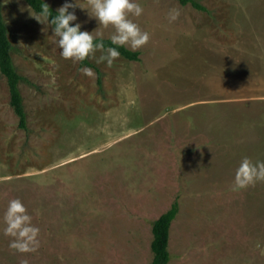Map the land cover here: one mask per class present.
<instances>
[{"label": "rangeland", "instance_id": "rangeland-1", "mask_svg": "<svg viewBox=\"0 0 264 264\" xmlns=\"http://www.w3.org/2000/svg\"><path fill=\"white\" fill-rule=\"evenodd\" d=\"M197 1L205 11L139 0L150 40L138 60L89 57L98 84L25 0H0L27 124L0 73V264H149L152 222L175 199L168 264H264V181L233 190L243 157L264 161V0ZM74 11L82 31L113 33ZM15 198L37 252L9 247Z\"/></svg>", "mask_w": 264, "mask_h": 264}, {"label": "clouds", "instance_id": "clouds-1", "mask_svg": "<svg viewBox=\"0 0 264 264\" xmlns=\"http://www.w3.org/2000/svg\"><path fill=\"white\" fill-rule=\"evenodd\" d=\"M76 7L87 9L89 17L95 18L99 26L104 28L111 26L114 31L109 39L112 45L118 47H105L102 31L97 29L91 32L82 31V23L76 22L78 19L74 11ZM143 13L144 7L139 0H87V8L81 7L77 0L75 3L65 0L55 16L51 15L49 5L43 3L41 13L35 18L42 23L48 22L54 25L56 43L64 59H71L74 62L84 61L94 57L100 50L102 54L96 62H106L111 66L120 56L119 47L129 46L135 51L149 42L150 33L143 30L133 19L142 16ZM179 15V9H170L169 21H175ZM80 71L88 76L94 75L93 70L88 67H83ZM258 181H264V161L253 162L251 158L243 157L236 169L233 190L245 189ZM3 220L4 234L12 238L9 243L11 249L20 253L38 251L40 228L32 223V216L20 198L9 201ZM22 264H28V260L25 259Z\"/></svg>", "mask_w": 264, "mask_h": 264}, {"label": "trees", "instance_id": "trees-1", "mask_svg": "<svg viewBox=\"0 0 264 264\" xmlns=\"http://www.w3.org/2000/svg\"><path fill=\"white\" fill-rule=\"evenodd\" d=\"M28 5L37 13H41L43 3H47L45 0H25ZM181 5L190 4L193 8L200 11H205L206 8L197 0H177ZM50 8L51 15L55 16L57 10L47 3ZM51 19V17H50ZM52 25V24H51ZM54 27V25H52ZM105 47H118L112 45L109 38H103ZM12 49L11 42L8 37V28L3 20L0 9V73L6 79V84L9 92L10 105L18 117V127L27 130L26 113L23 105V98L19 90V82L23 79L17 72L16 67L13 64L10 51ZM120 55L127 60H138L139 51L131 50L126 46L118 48ZM82 66H92L98 74L97 82L100 84V71L94 67L88 58L84 61H80ZM179 210V202L175 199L170 208L162 213L157 219L152 222V242L151 249L153 252L152 260L149 264H168L171 260V254L168 249L169 242V230L172 221L176 218Z\"/></svg>", "mask_w": 264, "mask_h": 264}]
</instances>
